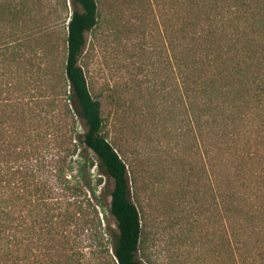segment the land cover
I'll list each match as a JSON object with an SVG mask.
<instances>
[{
    "label": "trees",
    "instance_id": "obj_1",
    "mask_svg": "<svg viewBox=\"0 0 264 264\" xmlns=\"http://www.w3.org/2000/svg\"><path fill=\"white\" fill-rule=\"evenodd\" d=\"M177 2V135L191 134L198 153L207 136L209 151L223 148L226 264H264V0ZM41 4L0 0V68L7 56L30 60L24 88L7 90L12 103L0 97V264H147L135 159L103 135L102 103L79 63L97 1L56 0L46 15ZM50 68L59 89L26 101ZM58 131L61 155L51 152Z\"/></svg>",
    "mask_w": 264,
    "mask_h": 264
},
{
    "label": "rangeland",
    "instance_id": "obj_2",
    "mask_svg": "<svg viewBox=\"0 0 264 264\" xmlns=\"http://www.w3.org/2000/svg\"><path fill=\"white\" fill-rule=\"evenodd\" d=\"M96 1L98 21L85 35L86 45L79 63L87 74L93 96L102 103L103 135L116 148L119 147L115 142L121 143L135 159L136 185L131 198L141 215L144 261L226 264L221 217L229 183L223 148L209 151L215 139L207 136L198 153L191 134L185 138L177 135L179 109L172 71L173 46L178 37V2ZM55 2L42 0L43 15L57 6ZM29 61L12 56L3 60L0 97L4 104L13 101L8 88H24L20 82L28 74ZM32 61L35 66L39 62L42 67L47 66L46 60ZM52 70H48L49 74L45 69L35 74L41 82L36 87L29 86L26 101H33L31 94L49 95L59 89L57 82L50 80ZM107 87L116 89L117 102L110 97ZM119 106L122 110L116 114L115 107ZM59 109L58 106L56 111ZM62 118L59 117V125ZM61 138L58 131V144L52 154L61 155ZM258 139L260 148L264 133ZM85 191L94 203L91 190Z\"/></svg>",
    "mask_w": 264,
    "mask_h": 264
}]
</instances>
